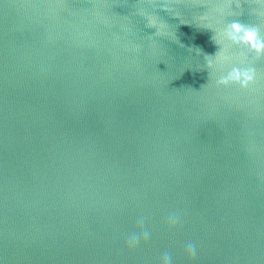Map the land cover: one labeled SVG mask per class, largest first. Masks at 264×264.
Here are the masks:
<instances>
[{"label":"water","instance_id":"1","mask_svg":"<svg viewBox=\"0 0 264 264\" xmlns=\"http://www.w3.org/2000/svg\"><path fill=\"white\" fill-rule=\"evenodd\" d=\"M233 23L264 40V0H0V264H264Z\"/></svg>","mask_w":264,"mask_h":264},{"label":"clouds","instance_id":"2","mask_svg":"<svg viewBox=\"0 0 264 264\" xmlns=\"http://www.w3.org/2000/svg\"><path fill=\"white\" fill-rule=\"evenodd\" d=\"M230 31L227 33L229 38L236 42H249L253 47H255L258 51L264 47V40H260L256 37L255 31L252 29H244L241 30L240 26L236 23H233L230 26ZM223 82V81H222ZM135 242V237L130 239V243ZM189 251H192L191 245H189ZM163 264H169V258L165 255L163 257Z\"/></svg>","mask_w":264,"mask_h":264}]
</instances>
